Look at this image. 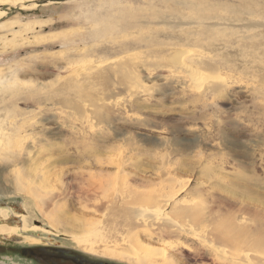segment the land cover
<instances>
[{"label": "rangeland", "instance_id": "374dc122", "mask_svg": "<svg viewBox=\"0 0 264 264\" xmlns=\"http://www.w3.org/2000/svg\"><path fill=\"white\" fill-rule=\"evenodd\" d=\"M180 1L0 4V97L7 91V103L0 106V139L8 144L25 118L34 120L37 131L23 149L11 148L2 157L0 179L13 181L5 184L8 196L0 195V208L10 213L6 223L21 227L17 216L26 214L24 198L10 192L27 191L36 205L32 225L44 230L0 236V264H42L21 252L29 247L43 249V264H130L83 250L71 239L97 240L90 231L106 224V218L94 211V204L109 194L126 197L129 190L142 195L138 204L146 207L153 204L151 198L176 192L177 200L229 216L253 232L260 230L257 237H263L264 0H189L209 11L201 14L208 15L200 20L206 29L193 32L197 42H187L185 48L212 52L218 72L196 68L224 83L203 90L192 88L169 68L152 65L161 59L152 53L159 49L158 40L162 50L179 42L181 25L176 22L181 21L174 17H191ZM107 27L114 28L106 34ZM127 55L134 60L124 72L131 70L136 80L118 78L114 89L96 86L103 96L118 100L115 111L90 107L85 112L92 102L81 96L74 77ZM24 87L28 93L31 89L28 97L20 95ZM47 202L53 206L46 209ZM207 226L201 223L196 231L206 237ZM153 246L164 250L162 244ZM246 248L248 254L262 256L264 264V245L260 250ZM169 254L176 264H203L191 250L188 258Z\"/></svg>", "mask_w": 264, "mask_h": 264}, {"label": "bare ground", "instance_id": "6f19581e", "mask_svg": "<svg viewBox=\"0 0 264 264\" xmlns=\"http://www.w3.org/2000/svg\"><path fill=\"white\" fill-rule=\"evenodd\" d=\"M2 2L3 0H0V4H2ZM178 4L189 8V16H191L189 18L191 20L187 18V15L180 16L179 18L174 17V21H181L176 22V24L181 25L180 27H178L181 28L178 31L179 42H172L170 44L172 48L168 47L169 49L162 50V48L160 49V47L162 46V41L158 40L157 46H159V49L155 48L156 50L152 53H156L155 57L159 56L157 58L161 57V59H159L160 61L156 59V62L158 63L152 65L157 69L169 68L173 70L175 74L180 75V77L185 82L192 84V88L196 90H203L210 87V85L212 87L223 86L224 83L222 81L220 82V80L217 79H215L216 81H212L213 79L211 80V78L216 77L209 76L206 73H203V71L197 70L196 68L199 67V69L202 68L206 71H210L212 74H216L218 71L216 69V66L211 63L210 59V54H212V52H201L197 54L185 48L187 42H197V38L195 37V35H191L193 32L197 34L200 33L199 31L206 29V27L202 25L200 20L202 17L205 18L208 16L204 15L201 17V14L206 12L208 13L209 8L207 6H204L203 4L201 5L199 3H193L189 0L180 1L178 2ZM3 15L4 13L0 11V18L3 17ZM152 19H155V17H153ZM185 19L190 21L185 22ZM156 22L158 23L159 21ZM0 28H3V26L0 25ZM113 28L107 27L103 29V32L107 34L111 32ZM143 29L145 28L143 27ZM138 32L139 31H137V34ZM141 32L139 34H141ZM143 33L141 36L142 38L144 36ZM149 37H151V35ZM153 38H151V41ZM150 57L151 56H149V58ZM133 60L132 55H127L124 57L122 56V58L104 65L98 64L92 67H88L82 74H78L76 77H74L75 84L80 87L79 89L82 94L81 96L89 99V101L92 102V104L85 105V112H88V108L90 107L98 111L99 109L107 112L115 111V108L117 106L116 101L118 100L113 99V95L103 96V94L105 95V93L101 90L100 91L102 93L100 91H98V93L96 86L103 85L105 87L114 89L117 87V84L115 82L118 78L122 77L121 79L124 80H136V77H134V74L133 72H131V70L124 72V69H126L125 67L128 68ZM153 60L155 61V59ZM0 81H2L1 76ZM21 90H23V92L21 91L22 93L20 95L26 97H28V94H30L31 92V89H28V93L25 87ZM5 93H7V91ZM5 93L2 97H0V106H3L5 103H7V97ZM112 93L114 92L112 91ZM13 95L16 96L19 94L16 93ZM14 96H12V98ZM29 98L33 99V96ZM5 113L7 114V111ZM32 120H27L25 118L22 125H19V129H17L23 132V135H20L19 131H14L17 133L15 134V136L8 137V144L3 143L0 139V165L5 160L2 157L4 153H7V150L15 147L23 149L30 138H32L33 140L35 139V137L37 136V131H35L34 129L36 127V123L34 124V120ZM29 129L33 130L32 134L27 133ZM7 180V178L0 179V183H2V185H0V195H3L5 197L8 196L7 187H5V184H7V182L13 181L10 179L8 181ZM20 191H12L10 192V194L15 196L21 195V197L24 198L23 210L26 212V214L17 216L19 222L21 223V227H15L9 223H6L10 219V213L7 209L0 208V236L2 237L10 238L17 230L25 231L28 229H32L34 232L44 231L42 228L32 225V222L35 219L34 210L36 209V205L31 202L27 191H24L23 193H20ZM175 193L172 196L164 198H151L152 200L150 201L153 204L148 207H146V205L138 204V202H140L141 200L142 195L138 193L136 194V192L134 193L133 191L129 190V194H127L126 197H122L120 196V194L117 196H112L111 194V196H109V194L104 199L99 200V203H97V205L94 204L93 206V209L96 213H101L106 218V224H104L102 227H96L90 231V234H94L97 240H86V238L84 237L76 236H71V239L75 243H77L83 250H88L116 259L126 260L130 264H176L174 260L175 258L172 259L173 255L169 253L172 252L174 253V255H176V253H180L181 256L188 258L190 256L187 254L188 250L193 251V253L197 255L195 257H197L199 259V262L203 264H262L260 261L262 256L257 253L253 255L252 252H249L250 254H248L249 250L247 251L246 248L249 245H251L256 250H260L263 247L264 234L263 237H257L260 233V230L253 232L252 230H249L246 225L236 223L235 220H232L233 218H229V216H227V218L217 215L212 210L206 213L207 211L204 212L202 209H199L193 205H189L185 201L177 200L175 198ZM95 194L101 195L102 192L96 191ZM44 206H46L47 209L49 207H52L53 204L51 202H47L46 204H44ZM168 208L171 209L169 212ZM39 212L41 214L44 212L42 207L39 208ZM204 222L208 223L207 227L209 228V232L206 237L201 236L197 232L199 231V229L196 231V226ZM48 225L53 228L55 232L59 233L58 229L55 228L52 221H49ZM144 238L146 239V241L144 240ZM153 244H162L164 246V250L156 248V246H153ZM165 253L167 254L165 255Z\"/></svg>", "mask_w": 264, "mask_h": 264}, {"label": "flooded vegetation", "instance_id": "af4514ba", "mask_svg": "<svg viewBox=\"0 0 264 264\" xmlns=\"http://www.w3.org/2000/svg\"><path fill=\"white\" fill-rule=\"evenodd\" d=\"M22 253H27V254H30V258L33 259L34 261H41L42 264H43V261H44V253H43V249H33L31 247L29 248H24L21 250ZM64 259V258H63ZM53 260V259H52ZM68 261V259H67ZM51 263L50 264H56V262L53 260V261H50Z\"/></svg>", "mask_w": 264, "mask_h": 264}]
</instances>
